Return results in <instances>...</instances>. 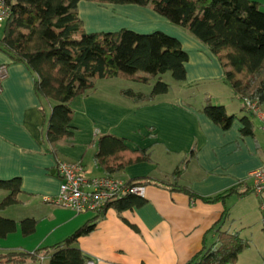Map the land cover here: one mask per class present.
Wrapping results in <instances>:
<instances>
[{
    "label": "crops",
    "instance_id": "1",
    "mask_svg": "<svg viewBox=\"0 0 264 264\" xmlns=\"http://www.w3.org/2000/svg\"><path fill=\"white\" fill-rule=\"evenodd\" d=\"M107 6L111 4L78 3V16L86 10L94 25V30L86 32L119 28L141 34L160 31L176 38L188 55L185 82L168 84L169 92L153 102L135 103L122 94L129 89L120 83L134 81L95 80L93 92L78 96L71 103L73 136L48 145L46 117L34 92V76L24 64L12 62L0 51V65L7 67L0 93V180L19 178L22 191L17 204L0 212L1 218L16 223L14 232L0 238V254L32 252L54 245L96 216L94 212L76 214L52 202L60 184L55 167L57 161L74 162L80 163L90 177L107 175L93 156L96 141L110 135L123 139L130 150L149 153L147 162L127 165L110 174L114 178L126 182L150 177L185 187L200 198H211L232 188L237 194L228 197L224 204L205 203L162 185L145 186L142 206L122 212L107 209L95 229L78 240L77 246L88 260L95 264H186L200 251L205 234L226 208L224 229L239 233L247 244L236 264H263L264 247L251 251L243 238L250 225L248 220L261 224L262 197L254 195L250 179V173L264 164V133L259 115L241 111L240 103L223 83L218 60L196 38L148 7L128 5L113 19L104 9ZM193 90L200 91L201 97L195 98ZM206 100L223 106L235 117L228 130H222L201 112ZM247 116L253 136L240 132L239 119ZM253 118L259 123L257 128ZM191 151L193 156H189ZM185 160L188 163L181 166ZM178 167L182 173L175 179L173 172ZM6 196L7 192L0 190V202ZM26 219L35 225L33 232L25 236L21 222ZM238 221L241 222L237 225ZM206 240L213 242L215 235H206ZM47 263L44 259L39 264Z\"/></svg>",
    "mask_w": 264,
    "mask_h": 264
},
{
    "label": "trees",
    "instance_id": "2",
    "mask_svg": "<svg viewBox=\"0 0 264 264\" xmlns=\"http://www.w3.org/2000/svg\"><path fill=\"white\" fill-rule=\"evenodd\" d=\"M10 8L0 37V51L14 63L26 66L34 76V92L41 101L40 111L46 117L45 142L53 145L73 136L75 98L95 89V80L124 79L150 85L151 90L137 93L125 90L122 94L135 103H150L171 89L162 81L170 73L175 83H184L187 53L180 42L163 32L139 34L129 29L115 32L88 33L77 14L80 1L97 4L135 5L148 7L169 23L204 44L223 69V83L229 87L248 113L245 99L264 103V11L257 0H4ZM201 112L222 130H228L235 117L223 106L205 101ZM249 114V113H248ZM254 115V114H251ZM243 136H253V127L247 117L239 119ZM93 160L107 175L121 171L127 165L147 162V150H130L123 139L103 136L96 141ZM193 156V151L189 153ZM184 161L181 166H186ZM182 173L173 172L174 178ZM130 186H164L170 191L182 192L205 203H225L235 188L211 198H200L185 187L165 184L139 177L126 181ZM0 190L7 196L0 202V212L17 204L21 191L19 178L0 180ZM142 197L125 195L106 206L103 213L88 220L62 241L32 252L12 251L0 254V264H87L78 240L90 234L99 217L109 208L118 212L140 207ZM228 210L207 231L198 253L186 264H236L239 254L247 247L239 233L225 230ZM23 235L34 230L35 222H21ZM16 223L0 217V238L15 231ZM213 233L215 240L207 242Z\"/></svg>",
    "mask_w": 264,
    "mask_h": 264
},
{
    "label": "built area",
    "instance_id": "3",
    "mask_svg": "<svg viewBox=\"0 0 264 264\" xmlns=\"http://www.w3.org/2000/svg\"><path fill=\"white\" fill-rule=\"evenodd\" d=\"M10 8L4 0H0V26L7 19ZM7 77V67L0 65V93L2 83ZM244 104L249 113L259 115L261 127L264 133V114L260 113L257 101L245 99ZM55 172L60 180L57 197L52 200L55 205L67 208L76 214L94 212L103 213L106 206L117 202L125 195H136L142 197L144 187L130 186L125 181L110 175L90 177L80 163L57 161ZM252 180V192L257 197L264 194V164L250 173ZM261 213V224L264 231V200L259 204ZM264 256V250H263ZM87 264H95L94 260H88Z\"/></svg>",
    "mask_w": 264,
    "mask_h": 264
},
{
    "label": "rangeland",
    "instance_id": "4",
    "mask_svg": "<svg viewBox=\"0 0 264 264\" xmlns=\"http://www.w3.org/2000/svg\"><path fill=\"white\" fill-rule=\"evenodd\" d=\"M259 3H260V7H261V10L264 11V0H257ZM125 7H128V5H111V6H107V7H104L105 11H108L111 15V18H116L117 17V14H120L121 12L125 11L126 8ZM87 11H83V12H80V16L79 18L81 19L82 23H83V27L85 30H87L89 32H91V30H94V25L93 23L88 19L87 17ZM3 26V25H2ZM101 29V28H99ZM98 29V30H99ZM97 32H115V31H118V29H104L102 28V30H99ZM95 32V31H94ZM141 34V33H139ZM155 79L151 80V84L150 85H146V84H142V83H134V82H124V81H121L120 83L123 84L126 86V88H128L129 90H140L142 92H149L152 88V85L154 83ZM162 81L166 84H171L172 82H174L171 78V75L170 73H166L164 75H162ZM119 83V82H118ZM150 86V88L148 87ZM147 90V91H146ZM192 93L195 95V98H199L201 97L200 96V91H197V90H193ZM260 107V106H259ZM260 113L261 114H264V112L261 111V109L264 111V103L262 105V108L260 107ZM253 125H254V128H257L259 126V123L257 122V120L255 118H253ZM262 199L264 200V194L262 195ZM243 221L242 224H246L244 223V220H241ZM241 221H238L237 222V225L239 224V222ZM249 222V228H246L245 232V236L243 235V238L245 240L248 241V244H250V247H251V251H256L257 249L259 250V248H263L264 247V231H263V227H262V224L260 223H254L253 220H248ZM236 223V221H235ZM263 255V254H262ZM261 263L264 264V256H262L261 258Z\"/></svg>",
    "mask_w": 264,
    "mask_h": 264
}]
</instances>
